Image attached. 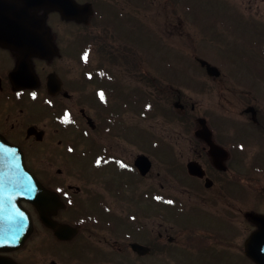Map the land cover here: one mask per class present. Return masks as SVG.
Returning <instances> with one entry per match:
<instances>
[{"label": "flooded vegetation", "instance_id": "1", "mask_svg": "<svg viewBox=\"0 0 264 264\" xmlns=\"http://www.w3.org/2000/svg\"><path fill=\"white\" fill-rule=\"evenodd\" d=\"M138 2L0 0V136L4 146L19 147L28 168L57 193L61 204L51 205L47 217L66 235L57 236L42 222L40 207L20 199L19 214L29 212L33 227L18 246L0 239V264H60L64 258L76 262L77 255H63L62 246L50 244L51 239L64 246H86L85 254L95 250L89 240L113 250L121 243L118 253H132L135 238L110 241L109 234L134 236L142 203L151 215L162 214L158 207L165 211L149 230V254L163 253L167 244L178 241L181 250L198 252V258L208 254L212 260L207 258V263L216 264L215 249L220 251L223 242L236 235L239 210L248 226L235 256L238 264H256L244 252L246 237L257 228L248 217L252 204L236 192L264 189V105L255 100L256 92L264 91V75H252V81L234 75L236 82L252 86L247 97L253 99L241 109H196L188 96L178 94L174 110L179 113L180 133L157 135L150 131L152 123L149 131L141 129V95L153 98L171 89L168 74H158L155 66L141 71L139 50H130L132 41H126L140 24ZM119 23L125 24L128 35H120ZM150 27L156 39L158 29ZM85 37L90 41L81 42ZM96 47L99 57H94ZM224 77H211L216 90ZM225 90L231 91L228 86ZM125 112L134 122L125 120ZM56 145L73 149L71 162L50 152ZM78 145L80 150L75 149ZM142 155L149 164L145 174L136 164ZM190 162L193 173L200 166L202 176L188 172ZM6 182L0 179V221L8 219ZM203 205L208 207L205 212ZM113 209H120V214ZM201 214L223 226L204 227L193 221ZM124 220L127 228L118 231ZM64 226L75 232L68 233ZM50 249L64 258L54 254L59 262L40 254Z\"/></svg>", "mask_w": 264, "mask_h": 264}, {"label": "rangeland", "instance_id": "2", "mask_svg": "<svg viewBox=\"0 0 264 264\" xmlns=\"http://www.w3.org/2000/svg\"><path fill=\"white\" fill-rule=\"evenodd\" d=\"M136 5L140 11V24L138 29L131 33V40L126 41H132L130 50H139L142 62L141 71L147 73L155 66V70L161 71L158 74H168L169 89H171L165 94L152 96L150 104L146 103V109L143 110L141 118L138 120L141 129L149 131V126L152 123L150 131L155 130L157 135L163 134L164 137H167L173 134L174 137L176 132L180 133L182 125L179 124V113L174 110V102L178 94L188 96L189 101L194 103L196 109H241L253 99V97H247V90L252 86L244 81L236 82L234 75L241 77L242 80L252 81V75L260 74V68L264 75V49H262L264 48V0H139ZM109 8L117 10L112 6ZM107 12L109 16L112 15L111 11ZM119 24L122 30L120 35H128L125 24ZM152 25L158 29L156 39L150 27ZM113 35L118 37L119 34ZM87 40L88 38L85 37L81 42H87ZM254 49H261L262 55ZM93 52L94 57H99L100 53L97 47ZM197 58L208 61L216 66L221 73L227 75L224 77L226 79H223V83L221 82V86L217 87L218 90L215 89L212 79L206 75V72L199 68ZM233 84L235 87H232ZM227 86L231 91L225 90ZM238 90H242L243 94L240 95ZM256 94L258 97L255 100L258 106H263L264 91L256 92ZM149 98L141 95L139 101L142 106ZM124 118L127 121H133L128 112L124 113ZM75 149L80 150V146L78 145ZM50 152L57 154L59 160L67 159L71 162V152L67 153L62 146H53ZM62 163H56L54 166ZM69 168L68 165L67 169ZM260 181L262 182V180ZM73 182L79 183L78 179L75 178ZM236 193L242 201H250L253 204L251 206L253 208L249 211L264 212V210H259V207L262 208L264 205L263 188H257L254 191L238 188ZM181 196L183 197L182 194ZM86 205L91 208L89 202ZM141 207L143 212L140 213L142 215L140 222L144 226L139 236L129 234L125 237L128 239L135 238L136 241L148 245L151 235L149 230L156 225L157 221L162 220L161 216L165 211L158 207L157 211L162 214L158 213L160 216H155L149 213L151 209L145 207L143 203ZM207 208L203 205L201 210L205 212ZM113 211L118 214L121 212L120 209H113ZM128 212L122 211L125 215ZM105 218L106 216L101 217L102 220ZM152 219L155 220V223H152ZM165 220L169 222L168 218ZM234 220L237 221L234 222L236 235L233 239L223 242L225 247L221 246V250L225 248V251L220 250V252L215 249L216 264H238L240 261L237 262L235 254L239 252V245L247 233L248 221L243 218L239 210L235 214ZM193 221L204 227L218 226L221 223L206 214L199 215ZM221 224L220 226H223ZM126 228V225L120 226L118 231ZM129 231L131 232V230ZM117 234H109L110 241L117 239L126 241L123 240L125 239L124 235L119 232ZM172 234L176 236L175 233ZM88 243L95 250L85 254L83 251L86 246L82 248L75 243L64 246L51 239L50 244L62 246L63 255H77L75 263L69 262L68 258L65 259L58 251L51 249L42 251L43 253L40 254L57 261H59L58 256L54 254H60L64 258L63 263L59 261L60 264H90L92 262H108L110 264H208L207 258L212 260L205 253H201L198 258V252L188 253L183 249L181 250L182 245L178 241L167 244L163 253H151L146 256H138L131 252L124 255L118 253L117 248L121 243L116 244L114 250L112 248L104 249L92 240H89ZM216 247L219 249L218 244ZM46 264L50 263L47 262ZM210 264L212 263L210 262Z\"/></svg>", "mask_w": 264, "mask_h": 264}, {"label": "water", "instance_id": "3", "mask_svg": "<svg viewBox=\"0 0 264 264\" xmlns=\"http://www.w3.org/2000/svg\"><path fill=\"white\" fill-rule=\"evenodd\" d=\"M42 25V22H40V26ZM42 48L40 47V53H41ZM202 64L206 65L207 68V72L209 74H218V71L216 70L215 67L210 66L208 63H206L205 61L201 62ZM145 159L143 156H141L138 160H137V164L138 166L141 168L142 172H145V170H147L148 168V164H146ZM28 177L27 179V183L26 180L24 179V183L23 185L28 186V198L32 199L35 197V199L37 198L38 192L35 190L39 185L37 184V182L31 177L28 176V174L25 173V177ZM27 190H25L26 192ZM44 190L41 188L40 186V212L47 211V207L45 205H42L41 203L43 202V200L47 197L43 196ZM46 193V192H45ZM43 196V197H42ZM34 202H36V200H34ZM27 219V218H26ZM45 220V222L47 224H50L51 226H55L52 223H50L49 221H47V219L44 217L43 218ZM252 219L255 221V223L258 226V229L256 231H254L249 238L246 240L245 242V246H246V253L248 254V256H250L254 261H256L259 264H264V215H256L254 214ZM18 225L17 223H13L12 226L10 227L11 231H10V235L12 236V240H14L13 242H15V246L17 244H19L24 236H27V234L30 232L31 230V223L29 220H27L26 224L23 225V228L21 229H17ZM134 249H136L138 252L140 253H144L147 252L148 249L141 246V245H133Z\"/></svg>", "mask_w": 264, "mask_h": 264}]
</instances>
